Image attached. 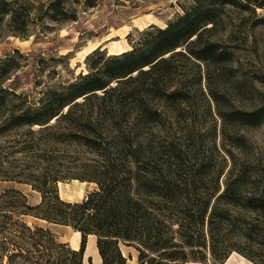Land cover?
I'll return each mask as SVG.
<instances>
[{
	"label": "rangeland",
	"instance_id": "374dc122",
	"mask_svg": "<svg viewBox=\"0 0 264 264\" xmlns=\"http://www.w3.org/2000/svg\"><path fill=\"white\" fill-rule=\"evenodd\" d=\"M20 1L37 8L50 0ZM64 2L74 18L51 20L43 13L45 7L31 9L26 14L27 37L14 35L8 16L0 21V72H5L0 79V195L15 188L36 205L41 193L34 188L58 178L59 198L79 202L98 187L90 177L123 166L164 171L191 195L198 191L207 198L206 190L214 188L212 202L227 187H241L242 197L250 195L251 183L264 189V121L249 126L229 115L264 108V21L214 0ZM193 10L201 17L214 16L213 30L204 32L201 40L228 52L227 59L201 62L171 54L183 51L180 46L163 55L173 56L154 73L138 76L135 71L126 80L113 79L107 87L114 91L102 96L103 90H97V97L83 104L81 96L70 116H59L66 108H58V95L70 93L72 85L84 82L83 76L119 57L114 53L118 46L125 47L123 52L136 48L137 55L144 56L158 28ZM256 12L261 16L264 9ZM21 114L35 117L37 123L15 122ZM88 122L90 130L85 131ZM24 219L49 227L70 246L80 244L81 235L74 236L69 226ZM95 237L87 236L84 253L91 262L85 264H95ZM120 248L125 264H139L134 247ZM241 257L232 252L219 264L229 258L226 264H240Z\"/></svg>",
	"mask_w": 264,
	"mask_h": 264
},
{
	"label": "trees",
	"instance_id": "16d2710c",
	"mask_svg": "<svg viewBox=\"0 0 264 264\" xmlns=\"http://www.w3.org/2000/svg\"><path fill=\"white\" fill-rule=\"evenodd\" d=\"M250 11L255 20L264 21V0H214ZM64 0H50L37 8L20 0H0V21L8 16L15 36L27 37L29 32L26 14L31 9L43 10L51 20L74 18L69 16ZM212 23L210 27H204ZM214 16H200L196 10L184 13L164 28H158L149 42L148 54L137 55L136 48L119 54L104 68L86 74L84 82L66 95H58V108H67L59 116L66 118L79 106L75 101H88L115 90L107 87L111 80L154 73L171 57L166 53L180 46L184 50L174 55H189L201 62H220L229 53L218 49V45L202 41L204 32L213 30ZM204 27V28H203ZM196 36L194 41H189ZM148 66L146 70L143 68ZM92 69L97 67L93 66ZM0 72V79L5 78ZM116 80V81H124ZM61 110V109H60ZM230 116L245 125L258 126L264 121V108L251 111L235 110ZM58 113H56L57 115ZM55 115V116H56ZM59 116L55 117L58 118ZM53 118V117H52ZM19 123H37L35 117L24 114L14 117ZM45 121L44 123H46ZM43 124V123H42ZM90 122L84 130H90ZM88 139V138H87ZM89 141V140H87ZM126 161L127 155L122 156ZM53 178L44 181L35 190L41 193L36 205L27 203L26 196L18 189L9 188L0 195V264H84L83 256L87 236H96V247L102 264H125L127 257L120 244L134 247L139 264H184L188 261L223 263L232 252H236L255 264H264V189L251 183L250 195L242 197L241 187H227L214 201V188L205 198L200 192L191 195L164 171L142 172L131 167L102 170L88 181L95 182L97 189L89 192L79 202H68L59 198ZM205 191V192H206ZM31 217L47 224L69 226L80 232L78 249L46 226L28 224ZM91 262V257H88Z\"/></svg>",
	"mask_w": 264,
	"mask_h": 264
},
{
	"label": "crops",
	"instance_id": "0c3cea01",
	"mask_svg": "<svg viewBox=\"0 0 264 264\" xmlns=\"http://www.w3.org/2000/svg\"><path fill=\"white\" fill-rule=\"evenodd\" d=\"M40 199V198H39ZM36 203H38V202H36ZM35 203V204H36ZM78 236H80V234L78 235ZM92 247H94L95 248V252H96V255H97V258L95 259V264H102V262H101V258H100V256H99V254H98V251H97V247H96V237L94 238V240H92ZM71 248H73V249H78L79 248V246L78 245H71ZM85 249H86V247H85ZM85 252V251H84ZM88 257H91V256H88ZM88 257L87 256H85V253H84V256H83V258H84V264H85V262H86V260L88 259ZM243 260V262H241L240 264H242V263H245V264H252V263H250V262H248V261H246L244 258H242ZM230 260V258L227 260V262ZM226 262V263H227ZM225 263V264H226ZM231 264H235V263H231Z\"/></svg>",
	"mask_w": 264,
	"mask_h": 264
},
{
	"label": "bare ground",
	"instance_id": "6f19581e",
	"mask_svg": "<svg viewBox=\"0 0 264 264\" xmlns=\"http://www.w3.org/2000/svg\"><path fill=\"white\" fill-rule=\"evenodd\" d=\"M125 47H123V46H118L117 47V49H116V51L114 52L115 54H120V53H122L124 50H126V49H124ZM115 50V49H114ZM75 183L77 182V180H73ZM81 186H83L84 185V182H80L79 183ZM80 193H81V191H78V194L80 195ZM73 234H74V236H78L79 234H80V232H78V231H73ZM73 241V240H72ZM90 243V242H89ZM91 244V243H90ZM89 244V245H90ZM72 245H75V244H72ZM241 258H243V257H241ZM242 264H245V263H242Z\"/></svg>",
	"mask_w": 264,
	"mask_h": 264
},
{
	"label": "water",
	"instance_id": "95a60500",
	"mask_svg": "<svg viewBox=\"0 0 264 264\" xmlns=\"http://www.w3.org/2000/svg\"><path fill=\"white\" fill-rule=\"evenodd\" d=\"M67 109V108H66ZM83 262H84V258H83Z\"/></svg>",
	"mask_w": 264,
	"mask_h": 264
}]
</instances>
